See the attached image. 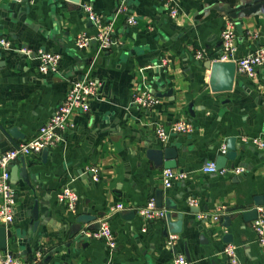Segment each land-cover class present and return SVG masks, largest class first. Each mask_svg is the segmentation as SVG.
I'll return each instance as SVG.
<instances>
[{"label":"crops","instance_id":"obj_1","mask_svg":"<svg viewBox=\"0 0 264 264\" xmlns=\"http://www.w3.org/2000/svg\"><path fill=\"white\" fill-rule=\"evenodd\" d=\"M172 3L178 9L173 20L157 0H80L78 5L0 0V38L12 45L10 51L0 47V127L23 135L14 144L36 136L71 82L89 69L97 82L90 112L71 115L58 145L10 164L14 215L0 253L38 264H172L178 256L189 264H227L222 250L231 244L241 264H264L251 212L256 202L264 208V151L240 141L242 136L264 137V66L252 78L235 73L229 89L221 69L212 82L215 70L206 67L207 61L218 62L220 34L228 24L236 34V57L264 46V0ZM83 5L104 27L111 25L116 46L98 51L91 42L85 50L76 49L77 35L95 33ZM119 7L124 13L117 15ZM129 18L134 26L127 24ZM23 48L59 54L58 70L40 74L37 62L20 53ZM197 52L203 60H195ZM145 90L160 95L152 110L132 104V96ZM177 120L189 121L193 132L157 141L153 127ZM228 139H235L234 160L218 173H203L204 165L227 152ZM242 145L249 149L241 151ZM12 147L0 133V155ZM168 163L184 179L164 189ZM90 169L97 171V182ZM236 169L243 172H231ZM66 185L78 195L75 214L56 200ZM150 199L171 217L148 224L140 219L136 209ZM117 205L124 210L111 214ZM88 217L106 221L114 250L103 241L81 239L88 224L78 220ZM33 224H38L36 231Z\"/></svg>","mask_w":264,"mask_h":264},{"label":"built area","instance_id":"obj_2","mask_svg":"<svg viewBox=\"0 0 264 264\" xmlns=\"http://www.w3.org/2000/svg\"><path fill=\"white\" fill-rule=\"evenodd\" d=\"M20 3L21 0H12ZM168 12L170 19H175L178 16V9L172 3V0H157ZM83 12L89 22L95 28L93 36L86 33L77 35L74 39V46L78 51L85 50L89 47L90 43H95L98 51L109 50L116 46V42L112 37V27H104L99 16L95 15L92 9L87 6H82ZM123 7L117 9V15L123 14ZM135 20L132 18L127 19L128 25H135ZM221 40V53L216 57L218 62H232L235 64V72L238 75L252 78L258 68L264 66V46L259 47L253 53L247 54L243 57H236V34L231 25H226L220 34ZM0 47L4 50H12V45L6 39L0 38ZM20 53L27 57H32L37 62V70L42 75L56 72L59 67L61 56L59 54L48 51L33 52L29 49L23 48ZM195 60L201 61L204 59V54L197 52L194 55ZM97 97V82L91 75L89 69L80 80H75L70 83L67 93L63 101L55 109L51 117L39 127L36 136L30 141L19 143L12 147L10 150L0 155V225L7 227L13 222L14 215V191L9 183V166L16 159L36 155L44 150L54 148L62 140V135L70 128V117L74 112L87 114L90 112V103ZM132 104L140 109L152 110L159 104V99L154 97L148 91H142L132 96ZM193 132V126L189 121L177 120L168 126L156 125L153 127V135L160 143L168 141L171 135H187ZM242 144H251L258 151H264V137H240ZM224 151V150H223ZM93 175L94 182L98 181L96 176L97 171L90 169ZM202 172L205 174L218 173L215 169L214 163L206 164L202 167ZM241 174L242 169L235 171H220L221 174L225 173ZM184 179L183 174H175L173 171L166 169L162 172V185L164 189H169L174 181ZM56 200L59 204L65 206L68 212L75 214L78 205V195L70 187L64 186L56 195ZM189 206H196L195 201H190ZM124 210L122 205H117L111 208V214L118 213ZM257 218L252 222V229L256 235L257 242L260 246L264 247V208H257ZM136 215L142 219L146 224L157 220H162L166 217L167 212L159 209L156 206L154 199H150L145 205L136 209ZM202 220H219L218 215L199 216ZM82 235L88 240L103 241L105 246L110 250L115 248V240L109 227L104 222L99 231H89L87 229L82 231ZM175 236L169 237L167 247L172 248ZM234 245L228 244L222 250V255L226 258L227 264H241ZM0 264H38L36 259L31 261H23L11 253L5 251L0 253ZM172 264H189V262L182 256L176 257Z\"/></svg>","mask_w":264,"mask_h":264},{"label":"water","instance_id":"obj_3","mask_svg":"<svg viewBox=\"0 0 264 264\" xmlns=\"http://www.w3.org/2000/svg\"><path fill=\"white\" fill-rule=\"evenodd\" d=\"M73 5H78L80 3V0H65ZM21 2L23 4H25L27 2V0H21ZM26 23L31 26L27 21ZM90 25H92V23L90 22ZM212 68L215 71L213 72V77H212V82L214 81L216 77V74L218 73L217 70L221 69V71L224 72V77L222 78V81L224 83V87L229 89L232 85V81L233 78L235 76V64L232 62H214V63H210L209 61L206 62V67ZM154 97H159V94H155V93H151ZM0 133L1 135L6 139V141L10 144H12L13 146H16V144H14V140H23V135H21L20 133H18L17 129H10L5 131L3 128L0 127ZM20 134V135H18ZM235 139H228V142L230 143V146L227 149V152L224 155H219L216 159L215 162V169L218 172L221 169H224L226 166V162L227 161H233L235 158V151L232 148V143ZM233 149V150H231ZM241 151H244L246 149H249L247 146H240L239 148ZM47 150H44L43 152H46ZM170 153V155L175 156V152H168ZM174 167L173 163H168L166 164V168L165 169H170ZM92 175V174H91ZM158 207L161 206V203L159 202L157 204ZM263 203H255V207L253 209H251L252 212V220L254 221L257 218V208L262 207ZM173 209V208H171ZM171 217V215H166L165 219H169ZM180 218V217H179ZM86 222L88 224V226L86 227L87 230L89 231H99L101 228V225L106 222V221H102V222H97L96 219L90 218L88 217L87 219H80L78 220V222ZM38 227V224H33L32 226V231H36ZM175 232H179V223L176 225V229L172 231V233L175 234ZM81 239H84V236H81ZM86 239V238H85ZM0 248L1 249H5L6 248V231H5V227L1 226L0 227Z\"/></svg>","mask_w":264,"mask_h":264}]
</instances>
